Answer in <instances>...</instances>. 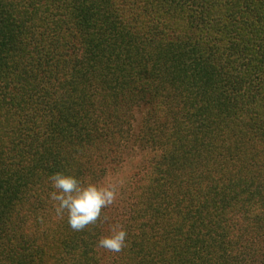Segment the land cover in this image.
Wrapping results in <instances>:
<instances>
[{
  "label": "trees",
  "instance_id": "16d2710c",
  "mask_svg": "<svg viewBox=\"0 0 264 264\" xmlns=\"http://www.w3.org/2000/svg\"><path fill=\"white\" fill-rule=\"evenodd\" d=\"M133 148L107 222L57 218ZM0 264H264V0H0Z\"/></svg>",
  "mask_w": 264,
  "mask_h": 264
},
{
  "label": "clouds",
  "instance_id": "9594fccd",
  "mask_svg": "<svg viewBox=\"0 0 264 264\" xmlns=\"http://www.w3.org/2000/svg\"><path fill=\"white\" fill-rule=\"evenodd\" d=\"M48 179L53 189L49 198L55 202L57 218H66L70 228L76 232L97 222H107L109 218L104 215L105 209L117 203L124 187V181L118 177L106 182H92L57 172ZM127 247L128 232L119 222L110 224L108 234L97 241V248L107 253L118 254Z\"/></svg>",
  "mask_w": 264,
  "mask_h": 264
},
{
  "label": "rangeland",
  "instance_id": "374dc122",
  "mask_svg": "<svg viewBox=\"0 0 264 264\" xmlns=\"http://www.w3.org/2000/svg\"><path fill=\"white\" fill-rule=\"evenodd\" d=\"M145 156L144 152L140 149H127L125 150V162L122 167L115 172L113 177L121 178L124 181V187H127L131 183L132 171L138 168L142 164L143 157ZM135 168V169H134ZM108 178L109 179H112Z\"/></svg>",
  "mask_w": 264,
  "mask_h": 264
}]
</instances>
